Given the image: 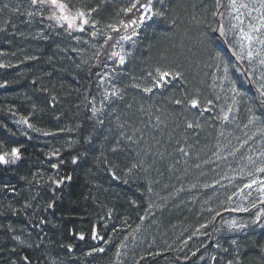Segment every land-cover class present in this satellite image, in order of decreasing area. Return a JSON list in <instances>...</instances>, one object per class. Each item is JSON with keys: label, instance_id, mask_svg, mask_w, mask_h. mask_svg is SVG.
Returning <instances> with one entry per match:
<instances>
[{"label": "trees", "instance_id": "trees-1", "mask_svg": "<svg viewBox=\"0 0 264 264\" xmlns=\"http://www.w3.org/2000/svg\"><path fill=\"white\" fill-rule=\"evenodd\" d=\"M13 1L0 0V44L9 43L10 46L5 48L15 51L9 53V58L0 61V126L3 127L0 132V154H9L13 148L19 149L27 160L29 158L38 162L45 169L44 173L48 174L47 178L53 182L56 179L53 160L49 155L51 152L55 150L65 156L67 151L64 150H74L75 143L81 156L76 155L79 161L77 166L72 163L73 157L76 160L73 152L68 158L64 157L69 160L67 169L64 168L68 174L62 180L70 178L69 184L62 183L54 187L39 184V189L38 183L33 181L34 175L38 181L36 175L39 166L35 163L20 160L0 164V193L3 194V186L15 192L13 196L5 194L6 201L0 197V264H56L48 259L59 258V255H63L68 264H107L108 259L115 258L124 239L106 251L103 257L95 251L85 258L83 248L78 245L84 240L80 242L76 237L79 233L87 236L94 223L100 229V224L110 215L120 221L118 228L124 230L125 238L131 236L133 230L142 229L138 235L142 250L151 247L156 254L164 253V257L158 258L155 255L150 257L143 251L145 257H150L148 261L151 264L159 263L160 260H168L171 264H264V234L250 230L239 235H227L223 229L219 231L224 213L233 208L222 202L212 203V195L216 192H212L210 197L200 196L194 190L198 185L195 178L210 176L208 171L204 167L187 171L181 158L174 155L183 150L202 162L203 157L209 158V153H214L242 168L245 161L257 164L258 167L250 170V174L241 173V168L240 171L228 173L232 185L239 188L242 175H264V172L259 171L264 167V135L259 136L255 132L259 128L264 131V95H261L264 92V78L250 74L247 67L253 62L237 53L240 41L232 20L229 30L227 25L226 32L217 33V24L209 19L211 10L207 6L208 0H205L206 3L204 0L157 1L151 22L142 27L145 38L144 42L139 43L137 52L141 57L137 61L133 53L129 56V62L143 67L142 71L138 67L141 72L138 77L160 71L170 74L176 72L182 82L179 85L182 89L172 91L173 94L169 95V87L163 85L167 93L166 102L162 101L155 116L142 120L136 115L133 117L135 107L131 100L125 103V109L132 115L121 113L118 116L114 113L113 106L121 100L114 102L112 107L100 106L101 96L93 87L92 79L103 77L104 69L94 72L92 79L84 85L77 78L67 80L66 76L74 72L70 71L71 55L79 60L84 56L76 55V48L68 39L58 38L56 41L58 33L54 31L52 35L44 36L30 31L24 15H20L22 25L19 27ZM81 2L86 5L81 6L84 9L78 13L90 14L97 28L104 32L100 15L106 19L115 14L116 9L113 7L117 5L116 0H65L66 14L63 16L73 19L63 20L60 25L69 28V21L73 23L77 15L73 11L80 9ZM93 4L95 9L91 7ZM3 11L7 13L2 15ZM13 15L16 19H11ZM132 17L136 18L131 16L130 19ZM133 24L136 26L137 23ZM7 27L16 30L21 40L8 33L10 29L7 31ZM86 32L93 36L89 31ZM27 34L32 36L25 41L23 37ZM206 39H209L207 44ZM207 45L216 56L210 52L205 55ZM174 56L181 57L183 63L177 60L172 63L171 58ZM160 59H165L168 68L163 62L160 66H153V61ZM96 64L90 63V67L95 68ZM221 65L225 67L224 72L221 71ZM228 66L244 79L246 84L243 88L232 76L231 80L226 77ZM176 67L180 70H174ZM205 67L207 71L202 72ZM187 92L202 93L189 97ZM240 94L244 95L242 101ZM92 96L98 99L93 102ZM194 100L197 101L194 109L203 115L202 119L189 111ZM45 111L49 112L47 123L43 121ZM13 116L26 119L35 130V135H31L27 141L23 139L22 131L18 133L10 126ZM119 122L124 126L121 135L130 136L134 141L143 135L142 142L145 143L143 150L127 159L128 169L142 173L147 178L142 180L145 185L149 180L159 183L157 192H153L148 199L146 208L143 207L144 190L142 192L132 177H115L116 180L106 177L107 185H100L99 189L95 187L97 181L92 178L87 179L89 187H84L79 177L84 159H88L90 152L100 148L103 143L109 152V160L116 162L120 159L123 147L118 139L113 138L118 136L116 126ZM85 124L92 125L93 136H81ZM53 131H59L58 135H51ZM36 136L43 138L36 139ZM242 137L245 139L242 143L244 148L237 150L236 144ZM164 142L168 145L165 146ZM38 143L48 146L49 150L35 151ZM145 151L150 153L147 159L141 154ZM161 153L173 154L171 161L167 156L169 164L165 163L166 160L161 161ZM156 165L159 166L157 169ZM160 169L168 171L163 172L167 174V179L160 177ZM218 177L210 176L206 183L211 184ZM17 178L23 183L22 188L14 185ZM11 182L13 186H9ZM42 191L47 192L42 193L41 197L39 192ZM252 194L260 193L252 190ZM257 206L264 211V202ZM44 209L50 218L47 225L40 229L39 239L33 244L27 240L28 236L24 237V232L29 235L38 227ZM17 219L21 221L20 225ZM53 226L57 227L56 232L52 231ZM245 235L249 236L248 242H245ZM11 238L18 239L20 243L11 242ZM69 252H73L74 256ZM132 254L138 257V252Z\"/></svg>", "mask_w": 264, "mask_h": 264}, {"label": "bare ground", "instance_id": "bare-ground-1", "mask_svg": "<svg viewBox=\"0 0 264 264\" xmlns=\"http://www.w3.org/2000/svg\"><path fill=\"white\" fill-rule=\"evenodd\" d=\"M80 1V0H77ZM154 2H157L158 0H153ZM205 1V0H204ZM208 7L211 10V14H209V19H212L213 24H217L216 31L217 33H223L226 32V27L228 25L229 30V24L232 19V12L228 11L227 6L225 3H219L218 0H208ZM64 3L65 0H62ZM252 2H248L247 6L249 8H252L251 12L246 13L249 15L250 18H254L257 16H264V8L256 7ZM15 8L22 14L26 15L25 19L27 20V23L30 25V31L35 32L36 35L44 36V35H52L51 32L58 33L55 40L58 41L59 39H68L69 42L74 44V47L76 48L77 54L79 56H84L82 60H79L78 58L71 55V59L69 58L71 68L70 71H72L71 76H66V79L69 80V78L74 79L77 78V81L80 83H86L88 80L92 79L94 76V72L100 69H104L106 72V80L111 84L112 92L108 93L104 87L101 79L99 77H96L93 80V87L98 91V94L101 96V103L100 106H109L112 107L114 102L117 100H121L117 104L113 106V111L116 115L119 116L121 113H125L126 115H132L125 109V103L131 100L135 107L134 116L140 117L142 120H146L150 116H155L157 111L159 110L160 106L163 103L166 102V92L164 88L160 87L155 82H150L149 75H143V77H138V74L141 73L139 70V66L130 64L129 62V55H124L120 52L119 48L117 47V44L121 46V42L127 35H131L133 33H136L138 36L137 44L139 47V43L144 42L145 35L140 32L141 30H135L132 29L130 26V14L128 13L125 7L124 1L118 2L116 0L115 3H117L116 6L113 7V9H116V13L112 14L106 19L100 15V20L103 22V30L102 29H96V37L91 36L89 33H87L83 28V26L77 25L75 23H72V27H66L61 26L63 19H61V16L66 14L64 11L61 12L58 8H55L51 6L50 4L42 5L39 2L36 4L32 3V0H14L13 1ZM206 3V1H205ZM47 5H50L52 8L48 10ZM86 4L81 2V5H79L80 10H83L84 8L81 6H85ZM122 6V9H121ZM39 8L38 11L34 12V9ZM92 8H94V4L91 5ZM96 8V7H95ZM94 8V9H95ZM119 9V10H118ZM124 9V10H123ZM86 13V12H85ZM154 15V9L151 11V16ZM99 16V15H97ZM73 18V17H72ZM239 22L241 26L240 27H246L248 24H244L241 19H239ZM32 25V26H31ZM106 29V31H105ZM234 33L235 30L233 29ZM250 36L251 39H245V36ZM264 35V34H263ZM242 39V43L244 46L250 48L251 52L249 55V60H251L252 67L254 68V75L257 77H263L264 78V40L260 42L257 37L254 34H245ZM264 37V36H263ZM208 38V37H207ZM238 39L239 33H238ZM207 40V39H206ZM209 40V39H208ZM208 40L206 41V44L208 43ZM259 42L261 45H259ZM131 53H134V55L137 58V61L139 60L141 56L138 54H135L133 47L130 49ZM219 51V49H217ZM214 54L213 50H210L209 46L207 45L205 49V55L207 53ZM86 55H90L88 58H86ZM150 56V55H149ZM143 57V56H142ZM121 58L123 59V62H121ZM90 63L96 64L95 68L90 67ZM140 65V64H139ZM141 66V65H140ZM90 67V68H89ZM139 67V68H138ZM142 67V66H141ZM229 67V66H228ZM141 71L143 69L140 68ZM225 67L224 65H221V71L224 72ZM159 75L161 73H166L164 71L158 72ZM222 73V72H220ZM218 73V74H220ZM226 77H229V80H231V76L234 80L239 81L241 84V87L243 88L246 84L244 79L236 73L233 69L230 70V67L225 71ZM229 74V76H228ZM133 77V78H132ZM249 79H252V76H247ZM227 80V79H225ZM182 82H180V78L178 76H175V78L169 81V90L168 94H173L172 91L179 90L181 87L179 86ZM84 85V84H83ZM90 87H88V90ZM182 89V88H181ZM226 90L225 92H227ZM230 92V91H229ZM238 92V91H237ZM97 94V93H96ZM234 96H239V94L233 93ZM241 98L240 101H242L244 95L240 94ZM246 97V96H245ZM128 113V114H127ZM155 114V115H154ZM47 117H49V112H44V122H49L47 120ZM152 120V119H150ZM88 121V119H87ZM127 124H125L126 127ZM10 126H12L16 132H20L21 130L19 127L14 126L10 123ZM33 128V127H32ZM124 126L119 122L118 126H116V131H118V136L116 135L113 137L114 139H118L121 143L123 150L120 155V159L116 162H112L109 160V155L105 150V143L98 148L93 149L90 152L89 158H85L83 165L79 172V177L84 179L82 182L84 183V187H89L87 179L92 178V180L97 181V185H95L96 189H99L100 185H107L106 184V177L112 178L113 180H116L115 177H118L119 179H128L129 177L134 178L133 181L138 184L139 188L144 190L143 196H144V208H146V204L148 202V199L151 198V195L153 192H157V189L159 187V183L154 180V182H150L147 185L143 184L142 180L146 177L142 175V173L137 172L136 170H129L127 167V159L131 158L133 155H137L141 150H143L145 143L142 142L143 135H141V138L138 141L131 140L130 136L126 137L125 135H121V133L124 131ZM59 131H53L51 135L56 136L58 135ZM86 135L93 136V127L90 124H85L83 126V133L82 137H85ZM81 136L79 138H81ZM55 138V137H54ZM78 138V139H79ZM110 139V142L112 143V139ZM74 150H64L65 156L61 155L57 151L51 152L49 155L52 158V166L54 170V178L62 179L63 177H66L68 172L64 169L67 166L68 161L64 159L68 158L69 155L73 152L76 157H73L74 161L72 162L77 166L79 164V161L77 159L76 155H80L81 153L79 151L78 146L76 147L75 143L73 144ZM164 145L167 146L168 144L164 142ZM172 145V143H171ZM171 149H173V146H171ZM168 146V147H169ZM169 147V150H170ZM39 146L37 145V149ZM36 149V150H37ZM163 149V148H162ZM41 150V149H40ZM39 150V151H40ZM164 150V149H163ZM169 153V152H168ZM143 155L144 159H147L150 155L149 151H145L141 153ZM173 155V154H172ZM172 155L168 154H162L161 153V161H165V163L169 164L167 161V156L169 157V161L172 160ZM174 155L177 158H181V163L184 165V168L187 171L195 170L196 167H204L210 176L212 178L214 176H220L213 180L211 184L206 183L208 180V177L205 176L202 178H195V182L198 183V185L194 188L196 192L200 196L204 197H210V194L212 192V200L214 201L212 203H219L222 202L223 204H228L232 202L233 207L238 206L241 207L244 203V197L247 195H253L252 194V188L245 189L244 192L241 188L235 187L232 185L229 177H227L229 172L234 171H240L242 167L239 164L236 163H228L226 162L222 157H220L217 154L209 153V158L203 157L204 161H200L199 158L193 157L186 151H181L174 153ZM252 165H254L253 162H251ZM156 169L159 166H155ZM39 172L44 173V168L39 166L37 167ZM192 168V169H191ZM241 168V169H240ZM67 169V168H66ZM152 169V168H151ZM60 171V174H59ZM38 172V173H39ZM158 172L161 173L160 177L167 179V174L163 172H168L167 170H158ZM193 173V172H192ZM150 176V175H149ZM147 179V178H146ZM64 180V179H63ZM61 180V184H69L70 178H66L67 181ZM117 183V181H116ZM120 184V183H119ZM58 190V189H57ZM60 191L62 192L63 197H65V193L62 191V188H60ZM57 192V191H56ZM13 195L15 192H11ZM53 193V191H52ZM122 193V192H121ZM10 195L9 196H13ZM7 195L3 196L1 199L2 201H6ZM21 197V196H19ZM118 198V195H117ZM238 202H241V204H237ZM238 213L244 214L246 211L245 209H236ZM148 210L145 212L147 214ZM50 218L49 213L46 212V210H42L40 221L38 227L31 233H29L27 240L35 244L37 240L39 239V232L40 229L44 228V226L47 225V221ZM146 218V217H145ZM153 220H151L152 222ZM120 221L118 219L113 218L111 215L106 221H103L102 224H100V229L97 227V225L94 223L91 228L89 229L87 236L84 234L79 233L76 237V239L83 241L84 243H78L80 245V248H83L84 253L83 256L85 258L90 257L95 251L99 254V256H104V253L106 251H109L113 246H115L121 239H124L122 241V245L118 248V253L112 260L108 259L106 262L107 264H116V261L120 260L122 261V264H151L149 262V258L153 255L155 257H164V253L156 254L155 250H152L151 247H149L146 250H142L140 247V239H138V235L142 233V229H136L133 230V234L127 238L126 235L123 234V229L121 231L119 230ZM81 236H83V239H81ZM95 237V238H94ZM86 239V240H85ZM101 242H103L104 245V251H99L98 246L101 245ZM84 246V247H83ZM150 256L145 257L144 252ZM138 252V257H134L132 253ZM153 252V254H152ZM72 253L73 252H69ZM63 257V255H59V258ZM67 260H69L67 258ZM155 264H171L168 260H160L159 263Z\"/></svg>", "mask_w": 264, "mask_h": 264}, {"label": "rangeland", "instance_id": "rangeland-1", "mask_svg": "<svg viewBox=\"0 0 264 264\" xmlns=\"http://www.w3.org/2000/svg\"><path fill=\"white\" fill-rule=\"evenodd\" d=\"M117 1L120 2L121 0H117ZM122 1H124L126 9L130 8L132 4H136V8H133L131 11H127V15L129 13L130 16H136V18H138V19H136L135 17H132L129 20V22L131 24L130 27L135 30L134 32H136L137 30H141L140 32H142V27L145 24H148L151 22V17H152L151 11H152V9L156 8L157 2H154L153 0H122ZM252 1H254L253 3L256 7L262 6V8H263L264 0H235V5H233V0H218L219 3H225L226 5H224V8H225V6H227L228 11L232 12V19L231 20L233 22L234 28L241 26L239 19H241L244 24H248L246 27L237 28L238 33H239V38H240V43L237 46V47H239V51L237 53L240 55H245L247 58H249L251 50H250V48L244 46L242 43V39H243L244 35L245 34H254L260 42H262L264 40V37H263L264 36L263 35L264 34V16H262V14H261L260 16L250 18L249 15L246 13V11L247 12L252 11V8H249L247 6L248 2H252ZM43 5H45V4H43ZM241 5H246V7H242ZM13 7L15 8V5ZM47 8H48V10H50L52 7L50 5H47ZM38 9L39 8L35 7L34 12L38 11ZM78 10H80V9L77 8L73 11L74 12L73 14L77 13V15L75 16L76 18L73 21V23L80 25V26H83V28H86V31H89L94 37H96L97 36L96 35V29H98L97 24H95L91 20V16H89L90 14H87L84 12L83 13L84 15L82 17L79 16ZM81 11H83V10H81ZM1 13H2V15H5L7 13V11H3ZM16 15H18L17 19H16L15 15H13L11 17V19H16V23L20 27L22 25V20H21L20 15H24V14L20 13L17 10ZM25 16L26 15H24V17ZM68 17L70 19H73L71 16H68ZM133 22L137 23L136 26L133 24ZM9 29H10V31H9ZM7 31H9L8 33L12 34L17 40L21 38L20 35H17V33L15 32L16 30L7 27ZM31 36H32V34H27L23 38L26 41ZM138 36L139 35H137L136 33H133L131 35H127L126 37H124V39L121 42V46L119 45V43L117 44V47L119 48L120 52L123 53L124 55H129L131 57L133 53H131L130 49H131V47H133L134 52L137 53L138 52V44L136 42L138 40ZM256 43L261 45L257 41H256ZM7 46H10L9 43L7 45L5 42L3 44H0V47H3V49L2 48L0 49V61L6 59V57L9 58V53H13V52L15 53V51L12 49L7 50L8 48H5ZM16 47H19V46H16ZM10 48H12V47H10ZM22 48H25V47H22ZM176 60L179 62H182L181 57H178V56L175 57L174 56L171 58L172 63L173 62L176 63ZM153 63H154L153 66H160L162 63L166 68H168L166 66V64H168V63L165 61V59H160L159 61L155 60V61H153ZM179 65L181 67H183L182 64H179ZM201 67H203V65ZM197 68H198V66H197ZM247 69H248V72L250 74L254 75V68L252 67V65H249L247 67ZM174 70H180V69H178V67H176ZM203 70L204 71H202V72L207 71V67L203 68ZM164 72L168 73L167 71H164ZM103 73H104L103 77H100V79L103 83V87L108 93H111L112 92L111 84L106 80L105 70H103ZM176 74H177L176 72H172V74L168 73L167 76L161 77V75H159V73H156V74L152 73L149 75L148 78H149L150 82H155L158 85L166 84L167 87H169L168 85H169L170 79L173 80L175 78ZM199 86H202V84L201 85L199 84ZM183 88H185V85L183 86ZM190 88H191V86H190ZM188 92L186 94L189 95V97L193 96V95H199L200 93H202V92H193L192 94H188ZM92 99H93V102H95L98 98L95 96H92ZM227 102H229V101H227ZM190 108H191L190 110L188 109L190 111V113L198 116L199 119L203 118V115H200L194 109L193 105L192 106L190 105ZM103 112H104V110H103ZM10 123L14 126L19 127V129L22 131V134H21L22 138L25 140L29 139V137L31 135H35V130H33L29 126L26 119H21L19 117L13 116L12 118H10ZM259 129L260 130L255 131L256 134L259 136H263L264 135L263 129L262 128H259ZM2 131H3V127L0 126V132H2ZM40 137L43 138V136H36V139H40ZM243 140H245V139L242 137L241 140L236 144L237 150H242L244 148V145H242V143H244ZM38 146H39V148L37 150H35L38 152L40 149L46 150L48 148V146H44V144H41V143H38ZM47 150H49V149H47ZM0 156H1V154H0ZM6 156H7V158L5 160L9 159V161L27 160V158H25V156L20 154L19 149H18V156L17 157H13L11 154L9 155L11 158L8 157V155H6ZM153 159L154 158H152V160ZM225 159H226L225 160L226 162L231 161V160H228V158H225ZM27 161L33 162L36 164V166H39L38 162L31 161L29 158ZM242 165L244 166V168H242L243 170H241V173H249L250 170L258 167L257 164L254 163V165H252L251 162H248V161L243 162ZM38 172L39 171H37V175H36L38 181L36 180L35 175L33 176L34 183H36V182L38 183V185H37L38 189L41 187L39 184H41V185L47 184L50 187H52V185H53V187L54 186H60V185H62L61 180L65 178V177H63L61 180L57 179L55 182H53L51 180V178H47L48 174L43 173V172H39V173ZM50 174H53V173L51 172ZM251 179L257 181L256 184H253L252 190H254L255 192H259L260 194H257V195L245 194L246 196L244 197V203H243V205H241V207H238L236 205H235V207H233L234 204L232 202L226 204L227 206H230L231 208H233V210L225 212V214L227 216L222 218L223 225L218 226V227H221L219 231H222V229H223V232L226 233L227 235H239L241 233H245V232L250 231V230H254V231H257L259 233L264 234V211L261 210L262 207L257 206L260 203L264 202V194L262 193V192H264V175H261L260 177L252 175ZM82 180L84 181V179H82ZM21 183L22 182L19 180V178L14 180V185H18L22 188L23 183L22 184ZM248 184H252V182H250L249 176L246 174L242 175L239 179V185L241 186L242 191H244L245 189H250V188L245 187V185H248ZM9 186H13V183L11 182V184ZM9 188L10 187H8L6 189L3 186V194L0 193V197H3L5 194L13 195L11 192H14V191H12V189H9ZM46 192L47 191L39 192L40 193L39 196L42 197V193L46 194ZM37 200H39V199H37ZM237 204H241V202H238ZM37 207H38V205H37ZM236 209H245L246 212L244 214L239 213L238 215H233L234 212H237ZM36 211H37V208L35 209L34 213H36ZM145 217H147V216H145ZM16 222L20 225L21 221L19 219H17ZM56 229H57V227H55V226L52 227V231L56 232ZM24 233H25L24 237L28 236V233L27 234H26V232H24ZM244 239H245V242H248L249 236L245 235ZM11 240H12L11 242H13L15 244L20 243V241L16 238H11ZM98 247L99 248L102 247V249H103L104 248L103 242H101V245H99ZM71 256H74V253ZM48 260L51 263L68 264V262L65 261L63 257L49 258ZM121 262L122 261L117 260L116 264H122ZM73 264H74V262H73Z\"/></svg>", "mask_w": 264, "mask_h": 264}, {"label": "snow or ice", "instance_id": "snow-or-ice-1", "mask_svg": "<svg viewBox=\"0 0 264 264\" xmlns=\"http://www.w3.org/2000/svg\"><path fill=\"white\" fill-rule=\"evenodd\" d=\"M37 2H39L40 4H50L51 6L55 7V8H58L61 12H63L65 10V7L66 5L62 2V0H32V3L33 4H36ZM233 5H235V0H233ZM242 7H246V5H241ZM133 8H136V4H132L130 8L126 9V11H131ZM79 16H83L84 14L83 13H78ZM61 19L63 20H66L68 21L69 20V17L68 16H61ZM86 22V21H85ZM69 27H72V22L69 21ZM245 39H251L250 36H245L244 37ZM121 62H123V59L121 58ZM168 73H161V77H164V76H167ZM261 95H264V92L261 93ZM192 104H193V107H196L197 106V101H192ZM11 155L13 157H17L18 156V149H12V153ZM0 162H7L5 161V157L4 156H0ZM260 172H264V167L260 168L259 169ZM257 181L256 180H253L252 181V184H248V185H245V187L247 188H251L253 184H256ZM95 238V237H94ZM81 239H83V236H81ZM99 251H104V249H99Z\"/></svg>", "mask_w": 264, "mask_h": 264}]
</instances>
